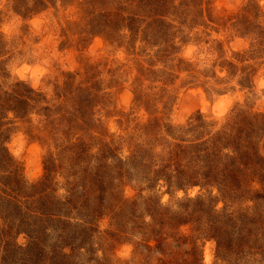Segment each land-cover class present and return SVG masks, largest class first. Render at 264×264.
<instances>
[{"label": "rangeland", "instance_id": "obj_1", "mask_svg": "<svg viewBox=\"0 0 264 264\" xmlns=\"http://www.w3.org/2000/svg\"><path fill=\"white\" fill-rule=\"evenodd\" d=\"M142 2L0 0V91L24 83L47 100L8 114L4 146L27 188L48 179L75 199L79 225L63 251L49 226L36 261L0 252V264H264V180L231 197L188 187L173 159L196 135H235L243 114L264 123V0H198L177 17ZM223 211L249 229L228 253L214 232Z\"/></svg>", "mask_w": 264, "mask_h": 264}, {"label": "trees", "instance_id": "obj_2", "mask_svg": "<svg viewBox=\"0 0 264 264\" xmlns=\"http://www.w3.org/2000/svg\"><path fill=\"white\" fill-rule=\"evenodd\" d=\"M153 1L155 4H151ZM177 1H180L179 5L176 4ZM142 3L146 7L149 6L150 12L161 6L169 7L174 10L176 17L181 9L189 5L198 6V0H143ZM70 82L68 80L65 83L66 89L70 90L74 87ZM42 104H47L45 96L28 88L24 83L16 84L9 91H0V171L5 174L0 177V252L7 256L20 255L22 261L25 258L23 263L27 262L26 259L33 260V257L36 261L37 254L46 248L45 244L49 242L46 235L49 226L61 234L60 238L63 241L61 251L71 245L70 233L79 226L70 221L72 218L69 215L74 211L73 208L77 210L75 199L62 202L59 197L52 194L50 185H46L48 179L42 185L38 183L27 188L4 146V133L10 132L9 129L3 132V121L8 118V114L13 113L15 118H22L29 113V110L34 111ZM263 124L262 121L257 122L252 119L249 114H243L241 121L236 123L241 130L235 135L217 132L205 140L207 135L200 134L194 136V141L187 146L176 145L173 159L177 166L183 169L177 171L178 174L183 175L180 181H184L188 187L216 186L224 195L231 197L243 192L244 188L247 189L248 183L254 181L256 176L263 181L264 156L255 149L253 136L256 132L255 126L257 125V131H260L262 128L259 126H264ZM192 128L188 129L189 133H195ZM220 147L224 151L218 150ZM53 169L55 165L50 157L47 161V170L53 172ZM95 199L105 201L102 195ZM193 204L196 213H204L201 200H195ZM66 210L69 212L67 213ZM64 217H68V223L63 221ZM236 218L234 214L229 215L223 211L222 217L219 214L218 220L214 221L218 248L226 252L231 250L238 238L245 240L248 237V225L245 224L241 228ZM23 234L30 238L25 247L16 243V239Z\"/></svg>", "mask_w": 264, "mask_h": 264}, {"label": "bare ground", "instance_id": "obj_3", "mask_svg": "<svg viewBox=\"0 0 264 264\" xmlns=\"http://www.w3.org/2000/svg\"><path fill=\"white\" fill-rule=\"evenodd\" d=\"M208 257V256H207Z\"/></svg>", "mask_w": 264, "mask_h": 264}]
</instances>
